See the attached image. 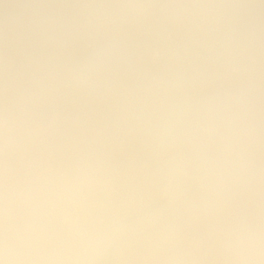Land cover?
Returning <instances> with one entry per match:
<instances>
[{"label": "clouds", "instance_id": "clouds-1", "mask_svg": "<svg viewBox=\"0 0 264 264\" xmlns=\"http://www.w3.org/2000/svg\"><path fill=\"white\" fill-rule=\"evenodd\" d=\"M0 264H264V0H0Z\"/></svg>", "mask_w": 264, "mask_h": 264}]
</instances>
